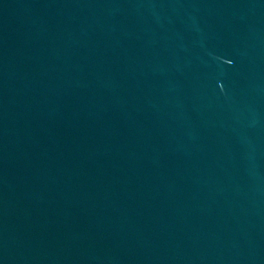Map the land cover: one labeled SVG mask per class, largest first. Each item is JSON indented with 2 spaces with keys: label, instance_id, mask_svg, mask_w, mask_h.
<instances>
[{
  "label": "water",
  "instance_id": "water-1",
  "mask_svg": "<svg viewBox=\"0 0 264 264\" xmlns=\"http://www.w3.org/2000/svg\"><path fill=\"white\" fill-rule=\"evenodd\" d=\"M0 264H264V0H0Z\"/></svg>",
  "mask_w": 264,
  "mask_h": 264
}]
</instances>
